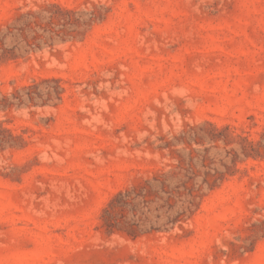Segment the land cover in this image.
Segmentation results:
<instances>
[{"label":"rangeland","instance_id":"374dc122","mask_svg":"<svg viewBox=\"0 0 264 264\" xmlns=\"http://www.w3.org/2000/svg\"><path fill=\"white\" fill-rule=\"evenodd\" d=\"M0 264H264V0H0Z\"/></svg>","mask_w":264,"mask_h":264}]
</instances>
